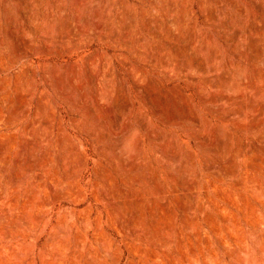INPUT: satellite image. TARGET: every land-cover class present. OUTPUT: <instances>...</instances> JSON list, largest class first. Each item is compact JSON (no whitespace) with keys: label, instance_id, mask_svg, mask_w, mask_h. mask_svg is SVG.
<instances>
[{"label":"rangeland","instance_id":"obj_1","mask_svg":"<svg viewBox=\"0 0 264 264\" xmlns=\"http://www.w3.org/2000/svg\"><path fill=\"white\" fill-rule=\"evenodd\" d=\"M263 261L264 0H0V264Z\"/></svg>","mask_w":264,"mask_h":264},{"label":"bare ground","instance_id":"obj_2","mask_svg":"<svg viewBox=\"0 0 264 264\" xmlns=\"http://www.w3.org/2000/svg\"><path fill=\"white\" fill-rule=\"evenodd\" d=\"M233 171H234V170H233ZM13 250H14V247H13ZM261 264H264V261H263Z\"/></svg>","mask_w":264,"mask_h":264}]
</instances>
